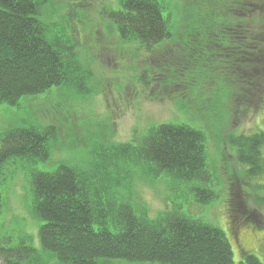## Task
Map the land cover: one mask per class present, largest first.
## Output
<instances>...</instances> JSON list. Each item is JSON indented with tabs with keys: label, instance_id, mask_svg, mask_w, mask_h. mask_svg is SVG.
I'll list each match as a JSON object with an SVG mask.
<instances>
[{
	"label": "trees",
	"instance_id": "obj_1",
	"mask_svg": "<svg viewBox=\"0 0 264 264\" xmlns=\"http://www.w3.org/2000/svg\"><path fill=\"white\" fill-rule=\"evenodd\" d=\"M78 1L87 0H69L68 8H79ZM194 2L200 8L188 4L183 11L184 42L165 47L162 42L172 35L164 0H121L122 10L107 16L123 42H138L151 53L152 68L139 81L153 89L152 97L187 96L188 78L193 81V73L202 71L230 85L238 114L260 97L255 79L264 77V0ZM56 7L55 0H0V105L16 107L24 97L58 87L90 92L94 72L79 61L73 28L71 36L61 34L53 22ZM51 129L0 131V216L6 166L48 161ZM230 144L251 178L264 175L263 132L231 137ZM104 153L88 171L65 164L54 172L34 168L30 186L32 212L42 222L40 249L29 238L10 247L0 235V264H40L44 256L58 264H235L220 229L176 204L166 203L152 219L133 199L136 178L151 185L163 179L190 196L187 202L213 204L218 196L211 187L202 131L185 124L155 125L132 143L114 144ZM240 264L262 263L247 254Z\"/></svg>",
	"mask_w": 264,
	"mask_h": 264
},
{
	"label": "rangeland",
	"instance_id": "obj_2",
	"mask_svg": "<svg viewBox=\"0 0 264 264\" xmlns=\"http://www.w3.org/2000/svg\"><path fill=\"white\" fill-rule=\"evenodd\" d=\"M68 1L55 0L57 13L53 22L58 24L61 34L71 36L70 27L73 28L78 37L79 61L95 76L87 86L90 92L86 95L58 87L38 96L24 97L16 107L0 105V131L54 128L48 161L33 166V163H23L25 168L15 163L6 166L1 186L2 238L15 248L27 243L29 238L40 249L42 222L33 215L30 186L34 168L54 172L65 164L88 171L110 146L132 143L155 125L177 123L206 135L208 170L211 187L218 196L216 201L203 205L191 198L189 203L186 198L190 196H185L183 190H174L168 181L157 180L151 185L136 178L131 188L134 202L152 219L166 210V203L182 205L183 213H191L224 232L235 264H240L247 254L255 255L264 264V175L251 178L248 166L237 162L236 149L230 144L231 137L264 133V77L261 82L255 79L260 97L254 99L250 108L241 106L240 110L245 109L238 114L231 103L230 85L202 71L193 73V81L188 78L187 96L172 99L163 95L162 99H156L150 95L153 89L139 81L140 75H149L151 53L138 42H123L107 16L109 12L122 10L121 0H87L84 4L78 1L79 8L72 7V10L68 8ZM164 1L167 5L164 15L172 35L162 42L165 47L184 42L181 40L186 36L181 32L183 11L190 3ZM190 2L192 8L194 4L199 5L194 0ZM40 264L58 263L44 256ZM104 264L136 263L113 260Z\"/></svg>",
	"mask_w": 264,
	"mask_h": 264
}]
</instances>
